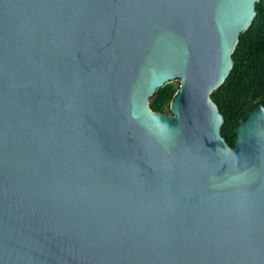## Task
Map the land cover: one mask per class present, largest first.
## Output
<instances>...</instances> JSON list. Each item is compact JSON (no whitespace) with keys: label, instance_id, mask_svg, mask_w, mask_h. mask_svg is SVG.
Masks as SVG:
<instances>
[{"label":"water","instance_id":"water-1","mask_svg":"<svg viewBox=\"0 0 264 264\" xmlns=\"http://www.w3.org/2000/svg\"><path fill=\"white\" fill-rule=\"evenodd\" d=\"M261 1L0 0V264H264V105L213 99Z\"/></svg>","mask_w":264,"mask_h":264},{"label":"trees","instance_id":"trees-1","mask_svg":"<svg viewBox=\"0 0 264 264\" xmlns=\"http://www.w3.org/2000/svg\"><path fill=\"white\" fill-rule=\"evenodd\" d=\"M257 11L254 24L241 35L232 73L213 94L225 117L222 134L233 148L237 146L239 125L255 108L264 105V0L258 4ZM179 86L173 82L158 90L150 100L151 109L171 114V104Z\"/></svg>","mask_w":264,"mask_h":264},{"label":"rangeland","instance_id":"rangeland-1","mask_svg":"<svg viewBox=\"0 0 264 264\" xmlns=\"http://www.w3.org/2000/svg\"><path fill=\"white\" fill-rule=\"evenodd\" d=\"M175 82H176V84H178V85L180 84V81H179V80H178V81H175ZM169 115H170V114H169Z\"/></svg>","mask_w":264,"mask_h":264}]
</instances>
